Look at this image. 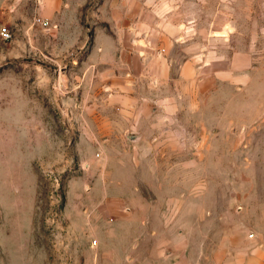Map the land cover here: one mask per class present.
I'll return each mask as SVG.
<instances>
[{
  "label": "rangeland",
  "instance_id": "1",
  "mask_svg": "<svg viewBox=\"0 0 264 264\" xmlns=\"http://www.w3.org/2000/svg\"><path fill=\"white\" fill-rule=\"evenodd\" d=\"M39 2H0V264H264V0Z\"/></svg>",
  "mask_w": 264,
  "mask_h": 264
},
{
  "label": "crops",
  "instance_id": "2",
  "mask_svg": "<svg viewBox=\"0 0 264 264\" xmlns=\"http://www.w3.org/2000/svg\"><path fill=\"white\" fill-rule=\"evenodd\" d=\"M6 0H0V2H4ZM39 11L45 17L52 16V12L59 10L61 11V5L64 3V0H39Z\"/></svg>",
  "mask_w": 264,
  "mask_h": 264
},
{
  "label": "built area",
  "instance_id": "3",
  "mask_svg": "<svg viewBox=\"0 0 264 264\" xmlns=\"http://www.w3.org/2000/svg\"><path fill=\"white\" fill-rule=\"evenodd\" d=\"M37 22H41L45 26L49 25V22L47 20L37 19ZM10 38H11V34L6 29L0 28V39L9 40Z\"/></svg>",
  "mask_w": 264,
  "mask_h": 264
}]
</instances>
